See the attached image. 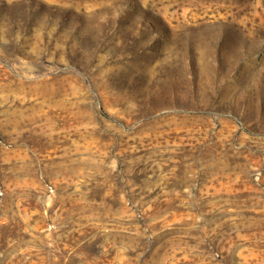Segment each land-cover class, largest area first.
<instances>
[{
    "label": "rangeland",
    "instance_id": "obj_1",
    "mask_svg": "<svg viewBox=\"0 0 264 264\" xmlns=\"http://www.w3.org/2000/svg\"><path fill=\"white\" fill-rule=\"evenodd\" d=\"M0 264H264V0H0Z\"/></svg>",
    "mask_w": 264,
    "mask_h": 264
}]
</instances>
